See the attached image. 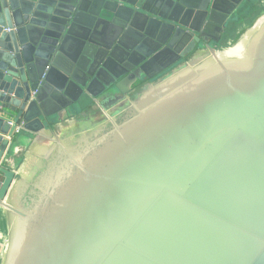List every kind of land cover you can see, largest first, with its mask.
<instances>
[{
  "label": "water",
  "instance_id": "obj_1",
  "mask_svg": "<svg viewBox=\"0 0 264 264\" xmlns=\"http://www.w3.org/2000/svg\"><path fill=\"white\" fill-rule=\"evenodd\" d=\"M244 1L0 0V264H264Z\"/></svg>",
  "mask_w": 264,
  "mask_h": 264
},
{
  "label": "rangeland",
  "instance_id": "obj_2",
  "mask_svg": "<svg viewBox=\"0 0 264 264\" xmlns=\"http://www.w3.org/2000/svg\"><path fill=\"white\" fill-rule=\"evenodd\" d=\"M254 4H255V8L253 10H251V8H249V9L244 8V10H243L244 15L242 14V17L240 16L241 18L239 17L238 21L235 22V26H232V29H230V31H228V33L225 36V39H227L230 36H233V34L235 36L236 28L238 26H239V28H241V27L243 28L244 26H247L245 28H249L251 26L250 24L254 23L261 13L262 14L260 15V17L264 14V0H254ZM244 29H242V30H244Z\"/></svg>",
  "mask_w": 264,
  "mask_h": 264
},
{
  "label": "flooded vegetation",
  "instance_id": "obj_3",
  "mask_svg": "<svg viewBox=\"0 0 264 264\" xmlns=\"http://www.w3.org/2000/svg\"><path fill=\"white\" fill-rule=\"evenodd\" d=\"M251 7H255L254 0H247L246 2L244 1V3L239 7V9L243 12L244 8L249 9ZM241 11H240V13H241ZM225 35H224V38H225Z\"/></svg>",
  "mask_w": 264,
  "mask_h": 264
},
{
  "label": "crops",
  "instance_id": "obj_4",
  "mask_svg": "<svg viewBox=\"0 0 264 264\" xmlns=\"http://www.w3.org/2000/svg\"><path fill=\"white\" fill-rule=\"evenodd\" d=\"M242 14H243V12H242ZM244 15V14H243ZM232 26H235V25H231L230 27H229V29H228V31H230V29H232ZM228 31H227V33H228ZM226 33V34H227Z\"/></svg>",
  "mask_w": 264,
  "mask_h": 264
},
{
  "label": "trees",
  "instance_id": "obj_5",
  "mask_svg": "<svg viewBox=\"0 0 264 264\" xmlns=\"http://www.w3.org/2000/svg\"><path fill=\"white\" fill-rule=\"evenodd\" d=\"M254 8H255V7H251V10H253ZM241 17H242V13H241ZM241 17H240V18H241ZM234 30H235V29H234Z\"/></svg>",
  "mask_w": 264,
  "mask_h": 264
}]
</instances>
